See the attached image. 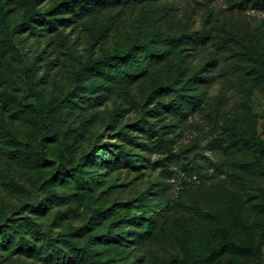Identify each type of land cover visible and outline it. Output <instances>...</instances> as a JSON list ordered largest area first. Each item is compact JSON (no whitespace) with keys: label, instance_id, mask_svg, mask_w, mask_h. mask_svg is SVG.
Wrapping results in <instances>:
<instances>
[{"label":"rangeland","instance_id":"rangeland-1","mask_svg":"<svg viewBox=\"0 0 264 264\" xmlns=\"http://www.w3.org/2000/svg\"><path fill=\"white\" fill-rule=\"evenodd\" d=\"M1 1L17 53L0 52V67L11 77L0 78V89L8 87L24 109L3 111L10 131L0 135V209L9 217H34L30 208L41 197L38 174L21 167L10 152L44 134L23 86V69L34 68L37 88L47 99L71 89L80 61L159 32L177 40L137 78L106 80L92 104L67 107L49 157L56 165L66 145L80 157L113 142L128 162L86 169L99 181L94 199L130 203L149 220L165 213L147 240L130 243L124 254H110L116 264H182L177 236L184 230L203 251H216L211 264H264V152L248 141L255 135L264 142V77L240 44L251 39L264 53V0H103L83 9L68 6L69 0H36V15L23 32L15 27L27 10L25 0ZM208 60L215 65L207 67ZM206 68L214 80L193 83L191 74ZM154 83L159 92L152 91ZM6 179L23 184L30 194L11 193ZM235 210L251 226L247 241L255 254L227 251L217 235ZM77 212L62 202L35 220L56 234L80 223ZM0 264L48 263L10 249L0 250Z\"/></svg>","mask_w":264,"mask_h":264},{"label":"trees","instance_id":"trees-1","mask_svg":"<svg viewBox=\"0 0 264 264\" xmlns=\"http://www.w3.org/2000/svg\"><path fill=\"white\" fill-rule=\"evenodd\" d=\"M108 1L113 4H126L153 0ZM94 2L104 1L69 0L67 5L83 9L89 8ZM35 3L36 0H25L27 10L22 22L15 29L23 32L30 28V20L36 15ZM11 34L9 12L0 0V52L7 56L17 53L11 43ZM176 40L174 36L152 32L149 38L136 39L127 46L115 44L105 54L80 61L73 72L71 89L47 99L42 90L37 88L34 68L28 66L23 69V86L27 96L34 100L32 110L44 134L15 146L10 152L11 157L21 167L38 174L37 182L41 189V197L30 208L34 217L29 215L21 218L9 217L4 209H0V250L15 249L26 258L48 264H116V261L110 257L111 253L124 254V249L130 243L147 240L152 235L150 232L153 225L158 220L164 219L165 213L154 215L153 222L152 219H146L142 214L133 211L136 207L130 203L121 206L105 204L94 199L99 181L97 174H92L93 171L86 169L109 166L119 160L128 162V155L123 149L112 142L109 149L96 146L85 155L77 157L76 150L66 145L55 165L49 157L48 148H51L50 142L58 140L59 119L67 107L79 105L80 102L92 104L93 98L106 80L121 82L137 78L144 72L146 63L162 58L166 46ZM240 44L253 69L264 77L262 50L251 39L241 40ZM181 61L182 58L176 65L178 75L182 74ZM205 64L207 67L215 65L211 60L206 61ZM0 78L5 81L11 80L6 67H0ZM191 78L193 83L206 84L214 80V75L206 68L203 72L191 74ZM158 89L159 84L154 83L152 91L159 92ZM0 106L2 108L0 135L5 138L9 136L10 127L3 111L18 112L24 108H21L16 94L8 87L0 89ZM248 141L264 152V142L258 137L251 136ZM4 185L11 193L30 194L23 184L11 179H6ZM62 202H69L75 206L80 223L67 224L56 234L51 230L41 229L35 218L47 214ZM217 229V235L224 240L223 248L227 251L255 254V249L247 241L251 226L246 220L238 218L237 210L233 212L227 223ZM237 232H244V236L237 237ZM177 243L183 255L182 264H211L217 256L214 249L208 248L203 251L202 248L191 243L185 230L177 236Z\"/></svg>","mask_w":264,"mask_h":264}]
</instances>
